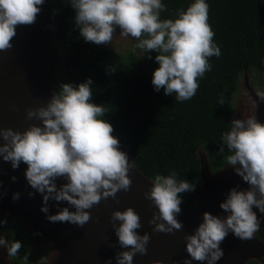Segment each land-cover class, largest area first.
Returning a JSON list of instances; mask_svg holds the SVG:
<instances>
[{
    "label": "clouds",
    "instance_id": "9594fccd",
    "mask_svg": "<svg viewBox=\"0 0 264 264\" xmlns=\"http://www.w3.org/2000/svg\"><path fill=\"white\" fill-rule=\"evenodd\" d=\"M44 2L0 0V53L12 49L11 41L18 26L36 22L39 6ZM70 5L85 42L98 46L111 44L118 28L121 36L138 41L136 49L146 54L157 53L155 62L159 67L151 81L154 91L163 89L166 96L175 93L180 103L195 96L198 80L212 69L209 58L221 55L208 23L209 5L205 0H195L186 11L178 10L175 20L160 19V14L167 10L161 0H71ZM110 71L116 70L112 67ZM92 83L91 79L78 86L62 83L46 106L27 109L26 119L38 120L42 126L33 124L24 132L0 128V159L10 162L13 170L21 163L27 165L25 178L42 195L41 211L48 213L50 200L67 202L75 209L69 211L65 207L55 215H47L51 223L67 222L83 228L91 220L88 210L109 198L119 203L117 193L131 189L133 165L127 153L120 150L113 126L101 119L108 109L91 102ZM256 95L264 101V91ZM218 103L224 104L223 96ZM221 140L219 152L224 153L226 145L231 153L226 156V163L249 187L238 190L237 186L228 192L219 205L227 213L225 217L203 213L202 223L194 234L184 237L191 259H185L183 264L192 261L216 264L224 255L221 244L229 233L247 241L259 231V219L253 208L264 214V124L256 116L232 120L230 131L224 132ZM61 178L66 183L58 188L56 181ZM11 179L15 182L16 177ZM151 186L144 198L158 210L148 221L149 225H155L153 232L171 234L182 230L183 224L177 219L183 202L180 194L195 191L196 185L186 179L178 181L173 171L168 176L156 175ZM19 197V193H14L12 199ZM110 222L119 247L128 249L116 253V264H133L137 254L147 255L150 236L138 234L141 218L133 208L112 212ZM6 223L0 220V227ZM0 248H6L7 255L15 258L22 244L0 235ZM28 257L29 253H25L22 258L25 264ZM105 264H112V260Z\"/></svg>",
    "mask_w": 264,
    "mask_h": 264
},
{
    "label": "rangeland",
    "instance_id": "374dc122",
    "mask_svg": "<svg viewBox=\"0 0 264 264\" xmlns=\"http://www.w3.org/2000/svg\"><path fill=\"white\" fill-rule=\"evenodd\" d=\"M39 7L41 11L33 25L16 28L17 34L11 41L12 57L7 52L0 53L2 129L24 132L33 124L42 126L38 120H27L26 110L46 106L65 76L62 53L51 38L53 24L46 0ZM119 31L117 28L111 44L103 46L120 55L127 52L144 55L143 50L135 48L138 43L135 38L123 37ZM23 53L28 58L22 57ZM258 91H264V73L245 70L233 96L234 120L256 116L258 122L264 124V101H260L256 95ZM120 150L122 151L121 148ZM197 156L200 161L202 191L192 206H181L177 219L183 224V229L171 234L153 232L155 225L148 224L158 211L144 198V193L151 189L153 180L142 177L134 166L130 170V191L117 193L119 203L109 198L93 206L88 210L91 220L83 228H79L67 222H49L47 215H55L65 207L69 211L75 209L67 202L50 200L47 205L48 213H43L42 195L32 189L25 178L27 165L21 163L18 169L13 170L10 162L0 159V220L7 221L0 227V235L22 244L15 258L7 255L6 248H0V264H25L22 259L25 253H29L28 264H105L109 259L112 264H116V253L128 249L119 247L110 217L112 212L124 211L128 207L133 208L141 218L142 227L137 230L138 234L148 233L150 236L147 255L137 254L133 258V264H155L157 261L160 264H183L185 259H191L186 252L184 237L194 234V230L202 223L203 213L225 217L227 213L219 205L226 199L228 192L237 186L238 190L249 187L230 165L227 164L215 174L210 170L207 155L202 149L197 151ZM12 177H16L15 182ZM63 183L66 181L62 178L56 181L58 188ZM30 192L33 193L32 197L29 196ZM14 193L20 194L19 199H12ZM180 196L182 199V195ZM253 211L260 220L262 214L259 210L253 208ZM221 248L224 255L216 264H245L249 259L264 264V243L257 239L256 234L251 240L241 241L229 233ZM192 264L201 262L192 261Z\"/></svg>",
    "mask_w": 264,
    "mask_h": 264
},
{
    "label": "trees",
    "instance_id": "16d2710c",
    "mask_svg": "<svg viewBox=\"0 0 264 264\" xmlns=\"http://www.w3.org/2000/svg\"><path fill=\"white\" fill-rule=\"evenodd\" d=\"M46 2L53 24L51 38L58 44L66 68L56 91L62 83L78 86L91 79V102L108 109L101 119L113 126V136L135 170L148 180L175 171L178 181L186 179L196 185L195 191L180 194L181 206H192L202 191L197 151L206 153L215 174L227 165L226 156L231 153L226 145L224 153L219 148L222 134L230 131L234 120L232 103L240 76L245 70L264 73V0H205L221 55L209 58L211 71L198 80L195 96L183 103L176 101L175 93L166 96L163 89L154 91L151 81L159 67L157 53L120 55L85 42L75 25L71 0ZM161 2L167 10L160 19L175 20L177 11H186L195 0ZM221 96L223 105L218 103ZM259 223L255 234L264 243V214ZM245 264L261 263L249 259Z\"/></svg>",
    "mask_w": 264,
    "mask_h": 264
},
{
    "label": "water",
    "instance_id": "95a60500",
    "mask_svg": "<svg viewBox=\"0 0 264 264\" xmlns=\"http://www.w3.org/2000/svg\"><path fill=\"white\" fill-rule=\"evenodd\" d=\"M7 53H9V54H10V57H12V56H11V51H10V50L7 51ZM22 57H24V58H28V55L23 53V54H22Z\"/></svg>",
    "mask_w": 264,
    "mask_h": 264
}]
</instances>
